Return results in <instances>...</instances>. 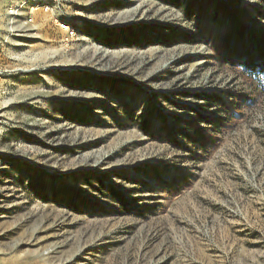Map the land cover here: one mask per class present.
<instances>
[{
    "label": "rangeland",
    "instance_id": "374dc122",
    "mask_svg": "<svg viewBox=\"0 0 264 264\" xmlns=\"http://www.w3.org/2000/svg\"><path fill=\"white\" fill-rule=\"evenodd\" d=\"M234 24L264 0H0V264H264Z\"/></svg>",
    "mask_w": 264,
    "mask_h": 264
},
{
    "label": "trees",
    "instance_id": "16d2710c",
    "mask_svg": "<svg viewBox=\"0 0 264 264\" xmlns=\"http://www.w3.org/2000/svg\"><path fill=\"white\" fill-rule=\"evenodd\" d=\"M124 32V31H123ZM121 36L124 37V42L121 44L129 45L130 42L127 40L130 35L126 32ZM245 38L246 46H244L243 51L240 53L239 64L244 68L249 77H252L259 80L260 77L264 78V39L258 35L257 32L252 31L244 27L243 25L238 26L237 24L233 25V40L234 43L240 44L241 41ZM256 81V80H255ZM201 95L198 93L192 94V98L196 101L201 100ZM215 99L218 97H211L208 101V104L211 105ZM208 105V106H209ZM196 117H200V113L194 111ZM123 201L122 198H120Z\"/></svg>",
    "mask_w": 264,
    "mask_h": 264
}]
</instances>
